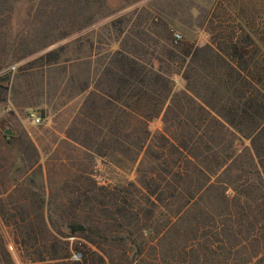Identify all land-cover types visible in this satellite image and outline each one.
<instances>
[{"label":"rangeland","instance_id":"374dc122","mask_svg":"<svg viewBox=\"0 0 264 264\" xmlns=\"http://www.w3.org/2000/svg\"><path fill=\"white\" fill-rule=\"evenodd\" d=\"M218 23L259 40L264 0H0V246L9 264H223L199 219L162 211L155 138L136 161L122 147L103 156L80 144H118L106 127L96 136L82 109L99 86L125 91L122 54L162 65L172 93L187 88L188 72L222 97L226 68L208 47ZM185 42L199 48L186 61L174 46ZM174 102L171 116L184 119L178 109L193 104ZM167 104L149 122L153 135L165 131ZM234 133L237 153H253Z\"/></svg>","mask_w":264,"mask_h":264},{"label":"trees","instance_id":"16d2710c","mask_svg":"<svg viewBox=\"0 0 264 264\" xmlns=\"http://www.w3.org/2000/svg\"><path fill=\"white\" fill-rule=\"evenodd\" d=\"M236 26L228 23L223 30L218 23L211 28L208 47L226 68L223 76L228 83L220 80L222 97L217 85L204 92L192 84L188 72L187 88L182 94L172 93L170 74L162 65L157 67L143 55L122 54L116 59L121 60L119 79L125 91L99 86L82 109L92 111L96 136L106 127L118 144L102 146L96 138L80 144L103 156L108 153L103 149L122 147L136 161L155 138L160 152L153 172L162 211L177 221L186 214L199 219L204 228L200 237L206 242L210 233L209 252L215 259L222 255L223 264H264V37L239 36ZM174 46L184 53L179 55L184 61L199 49L187 42ZM92 95L105 113L95 112ZM180 95L193 105L179 108L184 119L176 121L171 114ZM226 97L225 103L221 101ZM166 104L165 131L153 135L149 122ZM234 131L251 140L253 153H237L234 142L227 140ZM9 263V253L1 245L0 264Z\"/></svg>","mask_w":264,"mask_h":264},{"label":"built area","instance_id":"2783aa9c","mask_svg":"<svg viewBox=\"0 0 264 264\" xmlns=\"http://www.w3.org/2000/svg\"><path fill=\"white\" fill-rule=\"evenodd\" d=\"M34 122H36V123L40 122V117L39 116H34Z\"/></svg>","mask_w":264,"mask_h":264}]
</instances>
